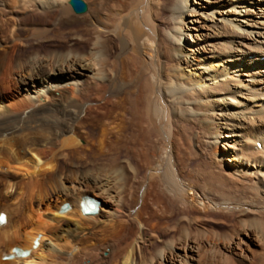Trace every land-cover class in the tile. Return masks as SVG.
Masks as SVG:
<instances>
[{
  "label": "bare ground",
  "instance_id": "6f19581e",
  "mask_svg": "<svg viewBox=\"0 0 264 264\" xmlns=\"http://www.w3.org/2000/svg\"><path fill=\"white\" fill-rule=\"evenodd\" d=\"M88 1L82 15L73 11L69 0H0L3 15L16 13L12 24L4 16L0 21L6 27L4 35L0 32L4 53L0 59V214L6 215L0 224V264L200 263L196 241L179 245L172 241L150 256L143 247L145 229L153 232L158 227V211L170 201L154 174L161 170L167 174L175 199H184L174 168L182 161V141L188 132L184 136L181 129L173 128L184 116L205 117L200 124L203 133L216 146L212 161L199 173L205 188L218 193L225 185L246 181L253 192L248 200L255 201L246 209L257 217L251 230L244 229L238 241L224 240L213 255L214 264H264V13L255 14L249 7L251 0H173L167 50L186 67L170 70L161 60L167 41L163 38L162 44L156 25L162 11L157 0ZM258 1L251 4L264 6V0ZM28 15L34 19L31 25L20 21ZM74 15L82 19L83 27L73 23ZM69 32L74 35L71 46L66 45ZM111 36L118 37L124 50L131 39L135 54L142 49L154 54L146 52L147 63L134 55L124 57L117 67L110 66L106 52L114 40ZM21 48L39 52L24 66L21 62L14 73L15 53ZM232 94L247 106L245 110L222 103L227 101L224 96ZM213 96L222 102L211 100ZM189 105L197 108L184 107ZM84 112L91 118L84 120ZM90 125L99 132L95 137L86 132L88 147L82 143L83 128ZM154 131L168 148L160 168L154 166L155 158L163 154L153 140ZM100 155L114 164L125 156L140 161L152 173L147 189L135 199L125 186L116 188V177L122 173L116 167L122 164L108 167L107 163L105 169L102 163L100 168L98 163L105 161ZM222 161L231 163L228 172H213ZM61 162L70 169L64 170ZM122 180L126 182L125 177ZM130 196L133 207L126 210ZM88 197L99 201L98 213L83 212ZM191 199L194 206L212 209L202 198ZM65 204L69 207L63 209ZM14 247L29 253L18 255ZM2 256L7 259L2 261Z\"/></svg>",
  "mask_w": 264,
  "mask_h": 264
},
{
  "label": "rangeland",
  "instance_id": "374dc122",
  "mask_svg": "<svg viewBox=\"0 0 264 264\" xmlns=\"http://www.w3.org/2000/svg\"><path fill=\"white\" fill-rule=\"evenodd\" d=\"M84 1L87 4H89L88 0H84ZM156 2H158L160 4V6L162 7L161 15L159 16L158 22H156V25H157V28H158V30L160 32V37L163 40L162 44H164L167 41V38L165 37L166 33L168 32L169 28H171V21H170V13L171 12L169 11V8L171 7V5H172L171 3L173 2V0H157ZM190 2L193 3L192 1H190ZM161 3H162V5H161ZM251 3L252 4H254V3L255 4H260L258 0H251V2L249 4V7H250V9L254 10L255 14H257V13L260 14L261 11H262V13H264V6L262 4L259 5V6L258 5L255 6V5H252ZM2 12L3 11L0 12V21H3L5 19L4 21H6V23L9 22V24H12L13 23V19L12 18H14L16 16V13L5 12V15H3ZM3 16H4V19L2 18ZM29 16L30 15L21 18L20 21H22V22H27L28 21L29 22L28 24L31 25L30 22H33L34 19L30 18L31 16L30 17ZM24 19L27 20V21H25ZM73 19H74L73 23L75 25L82 26V27L85 25V23H83V21H81L82 19L78 18L77 15H74ZM3 22H0V32H2V30H3L2 35L5 34V30H6V27L1 25V23H3ZM19 27H20L19 30L21 31L22 28H21V26H19ZM45 28L47 30V28H49V27L46 26ZM66 37H67L66 45L67 46H71V43L73 41L71 39L74 37V35H72L69 32V34L67 33ZM163 38L164 39L166 38L165 39L166 41ZM111 39L112 40L114 39L112 41L113 43L111 42L109 44L110 45L109 50H107V52H106V54H107L106 56L108 57V59H106V61H107L108 64H109V62L111 63L110 66L114 65L115 67H117L118 65H120L119 62L122 61V59L124 57H129V56H134V55L139 59V61H143V62L147 63V59H148L149 56L146 54V52L149 51V53H151V54L153 53L154 54L153 51L143 50V49L140 50V54H135V52L132 50L133 46H132V43H131V39L129 40L127 38L129 40V41L128 40L127 41H128V43L130 45L128 50L127 49L126 50L123 49L121 41L118 39V37L111 36ZM207 40H211L212 41L213 38L207 39ZM166 43H167V45H166ZM166 43L163 45L164 47L162 46V48H164V51L166 53H165V57L162 58L161 60L164 62V64H166L167 68L171 70V69H175V68L178 69V68L186 67L185 64L183 63L182 59L181 60L174 59V58L171 57L170 54H168V50L167 49L169 48V43H168V41ZM53 45H54V47H58L59 46V42H55ZM165 45H166V47H165ZM43 47L44 46H42V48H40L41 51L45 50L46 45H45L44 48ZM83 47L87 48V46H85V45H83ZM24 49L21 48L19 50L20 52L17 51L15 53V59H14L15 61L14 62L16 64V66L14 64V68L16 69V71H14V73L17 72V70L20 68V66H22V64L24 66L25 63H28V62H30V60H33V59H31L30 56H34L37 52H39V50H37V48H36L37 51L34 50L33 48L32 49L31 48H29V49L28 48L27 49L24 48ZM123 50L126 51V52H123ZM60 52H61V49L58 50V54H60ZM2 54H4V53H2L0 51V59L4 56L3 55L1 57ZM39 54L40 55L42 54L41 56L45 55L44 53H39ZM26 56H28V57H26ZM17 59H19L18 61L20 63L16 62ZM25 60H27V61H25ZM21 62H24V63L21 64ZM18 63H19V65H18ZM147 65L149 66V64H147ZM148 66H147V68H148ZM195 69H197V68H195ZM197 73L198 74H202L201 71H197ZM180 74L184 75L185 73L183 71V73L181 72ZM97 84H100V81H98ZM130 84L131 85L129 86V88L132 90L133 89V87H132L133 86V82H131ZM106 86H108V83H107ZM91 95H90L91 96L90 101H92V98L94 97V93L92 92ZM219 98L220 97L216 96V97L212 98L211 100H215V101H219L220 100L222 102V99L221 98L219 99ZM224 98L227 99V101L225 100V102H222V103L229 102L230 104L233 105V106H228L227 105L228 108L236 109V106H237V107H239L240 111H243L247 107L246 105L239 104L238 100H240V99H235L236 97L233 94L231 96H224ZM84 100H86V98ZM96 103H98V102H95L93 104L97 105V106H99L101 104L103 105L102 102L98 103V104H96ZM255 105H259V101L255 102ZM89 106H90V104H89ZM184 107L185 108L188 107L187 109H189V110H193L194 108H197L194 105H189V106H184ZM184 107H183V109L185 110ZM211 113L214 114L213 111H211ZM87 117H89V116L87 114H85V112H84L83 119L86 120V119H88ZM184 117H185V119H183L182 117H179L180 119L179 118L177 119L178 121H176V122L180 121L178 125H177L176 122H174V123H176V126L173 124L174 130L178 129V131H179L181 129L180 133H182L184 136L186 135V132H188L185 137L182 135V138L184 137L183 138L184 141H182V143L186 144V145L185 144L183 145V148H185V149H183L184 152L183 151L181 152L182 153L181 160L183 162L182 161H180L179 163L177 162L176 166H175L177 169L174 168V171L176 170L175 174L177 175V180H176L177 183L179 181V184L182 185V186L179 185L182 188L181 191L182 190L185 191L186 189L187 190L185 192L182 191V193L184 192L183 194L181 193L182 197L184 196L183 197L184 199L182 200V198L180 197L181 198L180 201H177L175 199L176 197L174 196V195H176V190H173L175 188H172L170 186V184L168 183V181L170 179H169V177L166 176L167 174H165V173L162 174L163 173V172H161L162 170L159 171V173L161 175L158 172H157V174L153 173L156 176V179H157V181L159 183V187L161 189V192L163 191V194L165 195V197H167L166 199L168 200V198H169L170 201L169 202L167 201V204H168L167 208H165V209H163L161 211H158V215L157 216H159L161 219L158 217L159 225L154 230L155 232L154 231L152 232L151 230H148V229L146 230L145 229V235H144L145 236L144 237V240H145L144 243L145 244H143L144 245L143 247H144V250H145L146 254L148 256H150L153 253L156 254L157 251L160 250V249L167 248V247H164V246H167L168 244H171L173 242L176 245L177 244L179 245L180 243L184 244V242H187L188 240L196 241L198 243H196V242L195 243L199 244V246H200L199 251H198L200 259H198L197 263L200 262L198 264H214L213 255H216L219 252L218 246L220 247L221 244H223L226 241L230 240V238H232V237H233L234 241H238L239 240L238 237H240L238 235L244 229H245V231H248V232L251 230L250 227H251L252 221L257 219V217L246 213V211H247L246 209L248 207L250 208V206H252L253 203H255V201L252 202L250 200L252 202V204H251V202L248 200V196L251 197L252 196L251 194L253 192L251 190H249V185L250 184H248L246 181H242V184L239 183L238 186H234V184H229L228 183L230 186H228V185H225L226 187L223 186L225 188L221 189L220 190L221 192L219 191L218 193H217V191L216 192L209 191L207 188H205L206 182L204 181L203 177L199 173L202 170V168H204L205 166H208V164H210L209 162L212 161L213 156H214L213 154L215 153L216 146L212 145L214 141L211 142V140H209L207 137H205L206 136L204 134L205 133L204 132L205 129L202 128V126H201L202 125L201 123H202V121L204 120L205 117H203V116H198V117L195 116L193 118L188 117V119L186 118V116H184ZM90 118L91 117H89V119ZM196 118H197V120H196ZM185 120H187V121H185ZM189 120L192 123L189 122ZM195 121H197V122H195ZM193 123L194 124L196 123V124L194 125ZM178 126L184 127L186 129V131L183 128V130L185 131L184 132L182 130V127L178 128ZM84 127L86 129L83 128L84 129V135H83L82 143L86 144L88 146L89 144L86 142L87 139H88V135L86 134V132H88L91 136L95 137L96 135H98L99 130L97 128L96 129L98 131L96 129L93 130V128H95V126H92V125L84 126ZM181 131H183V132H181ZM152 134H153V137H154L153 140L157 143L158 148L163 152V154L165 153V155L162 154V158L160 156H159L160 158L157 156V158H159L158 160H157V158H155V162L157 161L156 163L153 161V163H155L154 166L156 167V166L159 165V168H160V164L162 166V162L159 163V161L160 160H164L163 157H166V155L168 156V150H167L168 148L166 147L167 143L164 142L165 140H164V138H162L163 136H161V135L159 136V133H157V135H156V132L154 131V133H152ZM188 134H189V136H188ZM188 137H189V139H188ZM188 140L189 141L191 140V141L188 142ZM190 143H191V146H190ZM222 144H224V143H222ZM256 146L259 147V144H257ZM163 147L166 148V149L164 148L165 151H163L164 150ZM186 150H187V152H186ZM185 153H186V155L187 154L188 155L186 156ZM103 159H104V157L102 155H100V160H103ZM104 162L103 161L99 162L97 166L102 168L101 164L103 163L102 164L103 167H104V164H105V169H108V167H114V166L116 167V165L118 163L122 164L120 166H118L119 165L118 164L117 167H116V168L119 169V174H120V172H122L120 175H117L118 179L116 177V181H117L116 188L123 189V186H125V188H127L126 189L127 193H129L128 190L130 189V194H132L135 199H137L139 194H141L143 192L142 191L143 189H145V188L147 189V186H148V183H149V180H150V176L152 175V173L150 174V172H148L149 171L148 167L144 166L142 163H140V161H137V159H135L134 157H131V161H128L126 156L122 157L115 164L110 162V160L109 161L105 160ZM128 162H130V163H128ZM107 163H109L110 165L108 166ZM124 163H126V164H124ZM177 164H178V166H177ZM228 165H231V163H229L227 161H222V162L218 163L217 166L212 168L214 170L213 172H215V173H219V172L226 173V172H228L227 171ZM61 166L66 171H68L70 169L69 167L65 166L63 164V162H61ZM119 167H121V168L123 167L122 171H120ZM95 169H97V167ZM70 171L73 172L74 169L72 168ZM177 172H178V174H177ZM57 177H58V175H57ZM124 177L126 179V182L124 180H122ZM162 177H164V179H163L164 182H162ZM236 180H238V178ZM238 181H240V180H238ZM45 183L48 184V180H46ZM167 183L169 185H167ZM251 183L255 185L256 184V179H253V181ZM245 184L248 185L247 191L245 189ZM165 185H166V187H165ZM231 185H233L234 187L231 186ZM247 185H246V188H247ZM240 188L242 190L244 189L243 192L242 191L240 192L238 190ZM222 190H224L225 192L222 191ZM174 191H175V193H174ZM133 192H134V194L135 193L136 194L134 195ZM222 192L226 193V194H224L225 196H223ZM192 193H194V196H193ZM244 195H247V196H244ZM243 196H244V198H243ZM191 197L192 198L196 197L199 200L202 198L201 199L202 201L204 200L206 202H209L208 204L211 203L209 206H212V209H205L202 205H199V204H195V206H194V204H192ZM237 197L239 198L241 204H240V202H238L239 200H238ZM173 198L175 199V201H174ZM225 198H227V199H225ZM231 199H233L232 203H230ZM234 199H237V200H234ZM224 200L227 203H230V204H227L226 202H223ZM241 200H243V201H241ZM187 201L190 202L192 205H190L189 203L187 204L186 203ZM213 202H215V203H213ZM216 202L217 203L220 202L221 204H218V206H217V205H215ZM223 203H225V204H223ZM242 203H243V205H242ZM220 205H226V206H224V208H223ZM213 206H214V208H213ZM215 206H216V208H215ZM124 207H126L125 208L126 210L131 209L133 207V199L131 198V196L128 197V199L125 201ZM227 207H228V209H226ZM220 208H221V211H219ZM222 208H223V210H222ZM239 208H241V209H239ZM130 212L133 214L135 211L132 210ZM159 213H160V215H159ZM224 240H226V241H224ZM200 241H201V243H200ZM217 243H218V245H217ZM204 251L207 253L206 256H205V252ZM259 255L261 256V252L259 253ZM5 259L6 258H4V256L1 257L2 261H4Z\"/></svg>",
  "mask_w": 264,
  "mask_h": 264
},
{
  "label": "water",
  "instance_id": "95a60500",
  "mask_svg": "<svg viewBox=\"0 0 264 264\" xmlns=\"http://www.w3.org/2000/svg\"><path fill=\"white\" fill-rule=\"evenodd\" d=\"M69 4L77 14H83L88 10V5L84 0H69Z\"/></svg>",
  "mask_w": 264,
  "mask_h": 264
}]
</instances>
